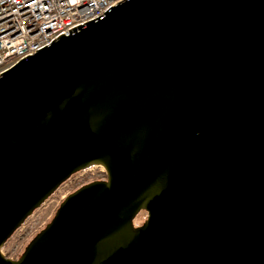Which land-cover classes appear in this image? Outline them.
<instances>
[{"label": "water", "instance_id": "1", "mask_svg": "<svg viewBox=\"0 0 264 264\" xmlns=\"http://www.w3.org/2000/svg\"><path fill=\"white\" fill-rule=\"evenodd\" d=\"M0 264H264V0H128L5 72Z\"/></svg>", "mask_w": 264, "mask_h": 264}, {"label": "built area", "instance_id": "2", "mask_svg": "<svg viewBox=\"0 0 264 264\" xmlns=\"http://www.w3.org/2000/svg\"><path fill=\"white\" fill-rule=\"evenodd\" d=\"M128 0H0V78L63 36L104 20Z\"/></svg>", "mask_w": 264, "mask_h": 264}, {"label": "rangeland", "instance_id": "3", "mask_svg": "<svg viewBox=\"0 0 264 264\" xmlns=\"http://www.w3.org/2000/svg\"><path fill=\"white\" fill-rule=\"evenodd\" d=\"M104 168L95 166L74 175L71 179L61 185V187L51 196V198L34 214L27 219L25 224L18 229L13 237L3 248L6 257L14 260L20 251L25 252L26 247L54 218L59 206L64 199L72 192L83 186V184L97 179L99 172H104ZM95 176V177H94Z\"/></svg>", "mask_w": 264, "mask_h": 264}, {"label": "flooded vegetation", "instance_id": "4", "mask_svg": "<svg viewBox=\"0 0 264 264\" xmlns=\"http://www.w3.org/2000/svg\"><path fill=\"white\" fill-rule=\"evenodd\" d=\"M107 179V176H103V177H100V178H98V179H93L92 181H95V180H106ZM87 184V183H86ZM84 185V184H83ZM147 213V212H146ZM140 216V214L137 216V218L135 219V221H134V228L135 229H137V228H139L141 225H143L145 222H146V220H147V217H148V213L146 214V216L145 217H143V219L142 218H140L139 217ZM24 250V249H23ZM20 251V253H18L17 255H16V257L14 258V260H19L20 258H21V256L23 255V253H24V251Z\"/></svg>", "mask_w": 264, "mask_h": 264}, {"label": "trees", "instance_id": "5", "mask_svg": "<svg viewBox=\"0 0 264 264\" xmlns=\"http://www.w3.org/2000/svg\"><path fill=\"white\" fill-rule=\"evenodd\" d=\"M97 177V179L98 178H100V177H103V176H106V173L105 172H99V173H97V175H96ZM95 177V176H94ZM146 211H142L141 213H140V218H142L143 219V217H145L146 216Z\"/></svg>", "mask_w": 264, "mask_h": 264}, {"label": "bare ground", "instance_id": "6", "mask_svg": "<svg viewBox=\"0 0 264 264\" xmlns=\"http://www.w3.org/2000/svg\"><path fill=\"white\" fill-rule=\"evenodd\" d=\"M107 176V175H106Z\"/></svg>", "mask_w": 264, "mask_h": 264}]
</instances>
